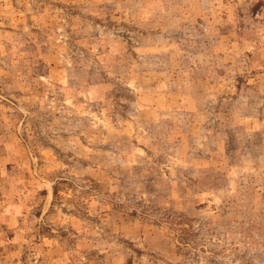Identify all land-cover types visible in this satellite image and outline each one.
I'll return each instance as SVG.
<instances>
[{"label":"rangeland","instance_id":"1","mask_svg":"<svg viewBox=\"0 0 264 264\" xmlns=\"http://www.w3.org/2000/svg\"><path fill=\"white\" fill-rule=\"evenodd\" d=\"M0 264H264V0H0Z\"/></svg>","mask_w":264,"mask_h":264}]
</instances>
